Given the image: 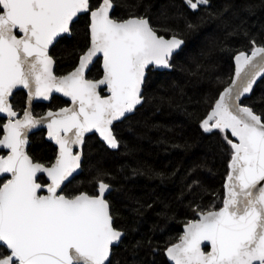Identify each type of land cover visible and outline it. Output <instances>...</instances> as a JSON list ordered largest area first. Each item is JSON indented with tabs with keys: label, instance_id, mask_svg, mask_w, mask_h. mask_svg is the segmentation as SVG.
I'll list each match as a JSON object with an SVG mask.
<instances>
[{
	"label": "snow or ice",
	"instance_id": "6c2138e0",
	"mask_svg": "<svg viewBox=\"0 0 264 264\" xmlns=\"http://www.w3.org/2000/svg\"><path fill=\"white\" fill-rule=\"evenodd\" d=\"M121 8L123 14L116 15ZM171 8L150 12L143 0H0V114H5L0 120V264H121L117 249L128 232L107 198L116 178L91 163L85 175L88 137L98 134L109 149L124 147L131 154L117 124L142 109L160 111L165 102L171 104L169 91L183 101L181 86L169 85L171 74L178 68L191 75L209 71L218 47L236 37L243 46L229 49L234 77L207 101L198 121L202 132L218 136L227 150L222 206L202 202L203 165L189 170L177 199L188 200L192 218L163 252L173 264H264V108L257 113L242 100L253 93L258 78L264 79V32L253 35L242 30L243 21L225 20L228 9L215 8L212 0H181L180 11ZM244 11L254 8L247 4ZM233 18L239 19L235 13ZM213 22H219L222 36L191 50L187 35ZM77 37L69 49L75 57L72 70L57 75L52 52ZM97 62L100 73L92 76ZM21 89L27 90L26 107L17 111L12 98ZM54 93L68 98L69 106L35 115L33 101H51ZM42 126L56 146L48 160L30 150L29 134ZM151 127L170 131L166 125ZM158 143L167 145L168 137ZM141 168L125 164L120 171L166 179L163 172ZM80 176V187L69 190ZM89 187L92 192L80 190ZM136 203L133 211L139 214L143 205ZM170 211L164 204L160 215ZM144 249L161 251L151 238L137 240L131 264H145L138 259Z\"/></svg>",
	"mask_w": 264,
	"mask_h": 264
},
{
	"label": "trees",
	"instance_id": "16d2710c",
	"mask_svg": "<svg viewBox=\"0 0 264 264\" xmlns=\"http://www.w3.org/2000/svg\"><path fill=\"white\" fill-rule=\"evenodd\" d=\"M125 0H118L123 3ZM217 9L227 8L225 20H232L234 24L243 21L242 30L246 29L253 35L264 32V0H212ZM143 4L150 12H155L175 5V10L180 11L181 0H143ZM251 4L254 8L252 13L244 11V6ZM143 11V9H141ZM233 13L239 19L233 18ZM123 14V8L115 13ZM83 29V24L80 25ZM216 36H222L219 31V22L205 23L201 32L187 35V44L193 51H198L206 47ZM75 40L62 42L52 52L57 60L55 70L62 73L70 69L75 63V57L70 56L69 49L76 44ZM240 37H236L226 48L218 47L210 65L209 71H201L197 75H191L177 69L171 74V83L181 86L185 93V98L181 101L175 92L169 91L171 104L165 102L160 111L155 108L149 111L141 110L128 120L119 123L116 131L121 138L133 149L131 154H126L124 147L119 150L109 149L96 135L88 137V144L85 151L88 154L86 161L85 175L87 174V164H98L110 170L115 176L114 191L107 198L118 210L120 226L128 232L124 243L117 249L116 259L121 264H131V247L137 240L151 238L154 244H159L161 251L153 253L144 249L139 253L138 259L142 258L145 264H170L163 252V248L169 240L174 242L182 234L183 223L192 218L190 210L186 207L188 200L181 203L177 198L183 188L181 177L186 175L196 165H203L199 169V179L204 186L202 202L204 205L213 202L222 205L224 194L223 184L227 175V155L226 148L218 136L203 133L198 126L201 116L208 110L207 101L214 99L223 87L229 84L233 73L232 52L242 47ZM100 73L97 68L92 69L91 74ZM169 85H165L168 87ZM163 95V93H160ZM190 98V99H189ZM59 105L61 99L54 100ZM245 104L253 106L257 113L264 108V79L259 80L254 87L253 93L245 101ZM23 104V96H15V105ZM194 113V116H190ZM148 122V131L143 127L144 122ZM136 122L141 123V127L136 126ZM152 124L166 125L169 132H157L152 128ZM162 136L168 137V144L158 143ZM30 150L38 157L45 160L52 159L55 148L47 142L42 135L35 133L30 138ZM223 149V150H222ZM131 167L142 166L145 169H154L163 172L166 179L162 182L159 178L148 175L132 176L130 170L121 173L122 165ZM177 172L173 176L171 173ZM84 177H77L70 184L69 190L80 187L78 181ZM83 191L92 192L89 188H80ZM159 201L163 203H158ZM139 200L143 205L141 212L137 214L133 211ZM164 204L171 205L172 211L167 216L160 215ZM152 205V207H148Z\"/></svg>",
	"mask_w": 264,
	"mask_h": 264
},
{
	"label": "flooded vegetation",
	"instance_id": "af4514ba",
	"mask_svg": "<svg viewBox=\"0 0 264 264\" xmlns=\"http://www.w3.org/2000/svg\"><path fill=\"white\" fill-rule=\"evenodd\" d=\"M74 66V64H73ZM73 66L68 69L67 71H64L62 73H57L55 68H54V71L56 72L57 75H64L66 74L68 71H71ZM97 68L100 70V62H97ZM92 76H98V73L96 74H91ZM17 94H21V96H23V104L21 106H17L15 105V96ZM55 99H61V102L59 105H56L54 100ZM26 101H27V93L25 92V90L21 89V90H17L14 92V96L12 98V102L13 104L15 105L17 111H21L24 107H26ZM70 104V101L63 98L62 96L60 95H57V94H54L51 101H36L32 104V107H33V112L35 115H43L46 113L47 110L49 109H52V110H56L58 107H64V106H69ZM5 119V116L3 115H0V120H3ZM35 133H39L40 135L43 136V138L45 139V133H46V130L45 129H40L34 133H32L30 136H29V139L31 138V136ZM96 135V134H95ZM97 136V135H96ZM98 137V136H97ZM46 140V139H45ZM47 141V140H46ZM48 142V141H47ZM54 148H55V151H56V146L53 145L51 142H49ZM222 206V205H221Z\"/></svg>",
	"mask_w": 264,
	"mask_h": 264
},
{
	"label": "water",
	"instance_id": "95a60500",
	"mask_svg": "<svg viewBox=\"0 0 264 264\" xmlns=\"http://www.w3.org/2000/svg\"><path fill=\"white\" fill-rule=\"evenodd\" d=\"M234 73H235V63H234V60H233V73H232V77H231V79L234 77ZM261 79H262V78H258L257 82H259V80H261ZM230 82H231V80H230ZM230 82H229V83H230ZM256 84H257V83H256ZM256 84H255V85H256ZM255 85H254V87H255ZM226 86H227V85H226ZM226 86H225V87H226ZM23 90H25V92L27 93V90H26V89H23ZM222 90H223V89H222ZM54 94L60 95V96H62L63 98H65V99L68 100V98L64 97V96H63L62 94H60V93H54ZM54 94H53V95H54ZM250 95H251V94H250ZM250 95H248L247 98L250 97ZM247 98H243V97H242V100L245 101ZM39 100H40V101H48V100H43V99H37V100L33 101V103L36 102V101H39ZM0 115L5 116V114H0ZM40 129H45V130H46V133H45V139H46L48 142H51L53 145H55L53 141H50V140L48 139V137H47V129H46L45 126H42V127H40L39 129H33L32 132H30L29 136H30L32 133H34V132H36V131H38V130H40ZM96 135L98 136V134H96ZM98 138H99V136H98ZM99 140L102 141L101 138H99ZM105 145H106V144H105ZM106 146H107V145H106ZM225 178H226V177H225ZM224 181H225V180H224ZM223 190H224V188H223ZM182 230H183V228H182ZM165 256H166V255H165ZM166 259H167V261H168L170 264H173V262L170 261V260L168 259L167 256H166Z\"/></svg>",
	"mask_w": 264,
	"mask_h": 264
}]
</instances>
